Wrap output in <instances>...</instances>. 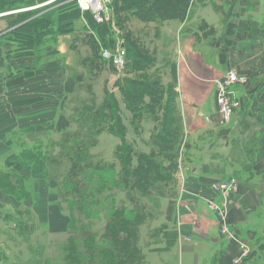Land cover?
Instances as JSON below:
<instances>
[{
  "label": "crops",
  "instance_id": "1",
  "mask_svg": "<svg viewBox=\"0 0 264 264\" xmlns=\"http://www.w3.org/2000/svg\"><path fill=\"white\" fill-rule=\"evenodd\" d=\"M138 23L153 26L147 27L152 34L148 36L160 42V51L168 59L164 78L173 85L178 125L188 146L185 156L182 155L184 162L187 159L196 163L205 150L208 153V148L217 157L208 158L210 161L202 168L201 174L206 178L197 185L198 191L192 188L196 194L187 193L179 198L183 208L191 210L189 214L184 212L182 227L195 235V230H199L200 240L193 244L194 248L209 247L213 259L224 248L222 259L229 262L237 255L238 244L232 239L218 238L205 197L212 184L235 179L239 187L233 201L237 205L231 207L225 223L241 242L262 236L264 0H190L183 20L173 19L157 28L154 24ZM206 25L208 29L203 34ZM8 32L6 16L0 13V159L12 151L14 138L22 131L25 134L20 139L25 145H32L52 133L54 125H61V130L69 125L62 109L74 83L59 62L48 61V51L34 59L17 56L12 45L4 42ZM56 51L64 56L68 46L61 43ZM229 69L238 70L246 84L238 89L243 97L238 120L224 124L217 111L214 85ZM246 153L251 154L252 163ZM37 188L38 204L48 207L49 192ZM213 259L207 264H213ZM216 264L224 263L217 260Z\"/></svg>",
  "mask_w": 264,
  "mask_h": 264
},
{
  "label": "rangeland",
  "instance_id": "2",
  "mask_svg": "<svg viewBox=\"0 0 264 264\" xmlns=\"http://www.w3.org/2000/svg\"><path fill=\"white\" fill-rule=\"evenodd\" d=\"M25 2L26 0H20L15 4L13 3L12 6L24 9ZM48 6L46 1H36L33 5V9L36 11H43L47 9ZM16 13V10H14L11 15H15ZM89 24H91V22L85 16L78 17L73 20L71 32L67 34H55L46 39L42 38L43 41L39 43L37 47L35 46L36 48L34 47L33 59L35 55L39 58L48 51L50 54V57L47 58L49 59L48 61L59 62L61 70L66 72L67 78H74L72 90L66 95L64 99L66 103L65 106H63L64 109H62L65 111L62 115L67 118L69 125L62 130L60 129L61 125H54V131L52 133H49L45 138L38 139L39 141H36L35 144L32 145H25L23 140L20 139V137L25 134V132L22 131L15 136V144L12 147V151L0 159V177L6 175L4 182L0 185V264H63V248L71 242V239L75 240L80 250H83V242L85 238L89 236H95L94 241L96 243L98 241L101 242L99 238L104 233L111 210L126 208L128 211H133L142 207L146 215L147 213L150 214L148 219L145 220V224L140 228L139 240L136 243V247L142 251L143 264H207L211 257L213 259V253L207 246L194 248L193 244L200 240V233L197 229L195 230L197 235L183 229V214L184 212L189 214L191 210L183 208L184 204L181 202V199L178 198V195L182 190L184 191L183 196L187 195V193L195 195L196 192H194L192 188L198 191L197 188L199 186L197 187V185L206 178L205 175L201 174L202 168L210 161L208 158L210 159V157H212L213 159L217 157L214 155L215 152H211L210 154V148H208V153L205 150V154H203L202 158L196 163L189 162L187 159H185L186 162H184L182 155L185 156V150L188 146L182 135H177L176 137L169 135V141L175 139L181 141L178 158L172 159L173 157H168L175 153L170 150H166L162 155L153 152L156 149V145L153 141L155 137L160 135L161 125H168L172 132L178 133V130H180L178 125L179 121H176L178 117L175 109V96L172 91L173 85L171 83L169 84L164 78L167 66L164 62L168 63V59L165 53H163L162 50L160 51V42L158 43L152 36H150V38L148 36L152 35L148 29L153 26L148 25L143 27L134 18H128L123 27L135 38L136 34L138 35V33H141L139 34V40L142 39L141 41L150 43V50L147 52V55L154 59L156 63L155 70H158V72L152 71L149 73L153 75H151V78L148 76H141L143 74L140 72L134 70L130 71V69H127V71L125 69L122 71V74H120L123 77L125 75L130 77L134 83L138 84H141L140 81L152 83V81L157 80L160 84L158 86L153 84L151 87L158 91L159 99L150 102L147 96L143 97L141 101H138L140 104H138L135 109V112L138 113V118L134 120L136 129H133L128 123L131 115L126 111L123 105L124 96H122L123 92L131 94L130 88L126 83H120L119 92L114 89V94L118 100L125 127L123 139L115 133L110 132L108 128L102 129V132L91 137L96 145L91 147L90 155L92 158L96 157L98 160L107 164L106 166H112V176L115 175L117 177L118 175V177H120L119 174L122 162L119 158L122 156L123 152L119 147H123L124 151L127 152V149L131 148L132 152L129 153V156L131 157L134 167H136L138 163L137 158L143 156L157 162L160 160L159 164L164 170L175 165L172 171V178H170L172 181L167 184L168 186L163 183L164 185L162 186L164 187L158 192L154 193L151 191L149 192L150 195L146 193L144 196L132 192L134 195L132 194V197H129L128 194L122 193L121 190L112 188L107 191L105 195H100L102 198L101 206H94L90 209L88 212L89 216L87 217L88 220L83 217L81 210H76L74 215L71 212L73 205L68 204V202L66 204V202L60 201L57 187L60 186L61 179L59 181L52 179L51 181L45 182L41 175H35L32 177V194H30L28 188L22 189V185L25 181L19 182V179L30 175L28 172L30 171L29 168L24 169L22 172V168L17 166L20 163L19 157L23 151L30 152L35 148L41 147L42 151H44L43 154H47L49 157L51 156L50 158L58 157L61 149L58 148V146H52L50 149H48V147L52 143H59L62 135L65 133L81 134V132H83V125L80 126V122L76 121L74 116L77 113V106L81 107L85 103L89 105L90 95L87 94L88 91L93 93L95 105L97 106L103 101L106 84L107 87L112 88L111 84L108 85V81L113 77H118L108 67V64L101 60V57L99 58L100 62L98 59L94 64L86 62V60L92 56L93 51L96 52L97 56L98 54L101 55L102 52V49L99 48V46L101 47L100 39L95 32L90 29ZM154 27L157 28L156 26ZM124 34L125 32L118 27L117 33L113 32V34H111L108 32L106 38L109 37L110 42L113 41L115 43L118 40L126 49ZM147 36L148 39H145ZM64 37L67 38L63 39ZM90 42L95 43H93L92 46ZM61 43L68 46V52L64 56L56 51ZM90 46L94 48V50H91ZM106 50H109V48ZM131 58V55H129L128 63L129 61H134V58ZM67 60L68 64H66ZM229 70H227L226 73ZM236 71L237 74H239L237 80H231L229 83L231 85L228 88L236 85L232 90L235 91L237 100L240 99L242 101L243 106V97L239 96L238 89L246 84V80L238 70ZM76 75L79 76L77 77ZM84 85H89V89L87 90ZM215 87L216 85H214V88ZM85 95L87 96L84 98ZM216 96L217 95H215V97ZM141 108H145V110L141 112ZM242 110L243 107L236 110L238 112L234 113L233 119L235 118L238 120V115ZM57 111L60 112L59 110ZM223 123L231 124L232 117L230 121H223ZM57 129H59V131H56ZM248 134L250 135V133ZM120 139L124 142L121 143ZM118 148L120 152H118ZM246 157L250 162L253 160L248 156V153H246ZM93 160L95 162V159ZM61 163H63L64 166L65 164L68 166L67 162ZM142 163L145 164L143 161ZM243 166L245 167V164ZM65 170L63 165H60V170L57 172L58 176H63ZM50 178H56V176L50 172ZM224 182L227 181H221L219 183ZM26 184L29 185V183ZM193 184L196 186L193 187ZM216 184L217 183L212 184L208 191ZM36 186L41 187L44 193L49 192V200L47 201L48 207L41 208V204H38L39 196ZM41 188L39 191L42 190ZM52 193L55 195L53 196ZM106 196H109V198H106ZM130 198H132V200ZM178 200L179 203L177 204ZM232 205L237 204L233 201ZM5 215L20 221L21 225L12 220L6 222L2 221V216ZM72 216L75 218V223H73ZM227 226L229 225L227 224ZM177 230H179L178 235L175 233ZM189 233V236H184ZM262 233V236L257 239L251 241L243 239V242L239 241L242 246L237 245V255L235 254V257H231L229 262L228 259L227 261L222 259L224 254V244H222L221 249H223L216 253L213 259L214 263L216 264V261L220 260V262L224 264H235V260L241 256V262L239 264H264V259L261 254V250H264V232ZM174 236L176 239H174ZM184 237L191 239V242H183ZM219 239L222 240L221 238ZM229 239L230 238L227 240ZM168 240H170V242H168ZM242 255L244 256L242 257ZM85 257L87 258L88 254ZM205 259L206 263L204 261Z\"/></svg>",
  "mask_w": 264,
  "mask_h": 264
},
{
  "label": "trees",
  "instance_id": "3",
  "mask_svg": "<svg viewBox=\"0 0 264 264\" xmlns=\"http://www.w3.org/2000/svg\"><path fill=\"white\" fill-rule=\"evenodd\" d=\"M19 1L20 0H0V13L21 9L12 6L13 3L15 4ZM36 1L39 0H26L24 9L32 7ZM57 4L58 3L48 6L47 9L43 11L34 10L6 16L7 29L9 32L5 34L3 39L4 42L12 45L14 53L17 56L34 55V47H37L43 39L50 36L52 37L55 34H67L71 32L73 20L83 16L91 22L92 25L89 24L90 29L95 32L100 39L101 47L99 46V48L112 49L115 42H110L109 37L106 38L108 32L113 34L110 26L97 25L93 21L90 13H81L77 9L75 0H61L59 4ZM189 4L190 0H113L112 9L115 25L125 32L124 43L126 44L127 59L129 55H131V59L134 58V61H129L125 67L126 71L127 69H130V71L134 70L143 74L141 76H148L149 78L153 76L149 73L152 71L158 72V70H155L156 63L154 59L147 55V52L150 50V43L141 41L142 39L139 40V34L141 33H138V35L136 34L135 38L123 27L128 18H134L142 24H154L158 27L173 19L183 20ZM207 29V25L204 26L203 34L206 33ZM156 31L157 29H155V32ZM145 39H148V36ZM90 43L92 45L95 42ZM90 49L94 50L91 46ZM99 58L100 55L98 54L97 56L96 52L93 51L92 56L88 58L86 62L94 64L97 62V59L100 62ZM164 63L165 65L168 64L167 62ZM109 68L113 71L111 66H109ZM126 74L128 75V73ZM120 83H126L130 88L131 94L122 93V96H124L123 105L126 111L131 115L128 122L129 125H131L133 129H136L134 120L138 118V113L135 112L136 106L140 104L138 101H141L143 97L147 96L150 102L157 101V99H159L158 91L151 86L153 84L158 86L160 83L155 80L152 81V83L140 81L141 84H138L134 83L130 77L125 75L115 82L114 88H116L118 92ZM84 87L87 90L89 89V85H84ZM172 91L175 96L173 86ZM87 94L90 95L89 105L85 103L81 107L77 106V113L74 116L75 120L80 122V126L83 125V132H81V134L65 133L62 135L59 143L50 144L48 149L52 148V146H58V148L61 149L58 157L50 158L51 156L49 157V155L43 154L44 151L39 147L30 152L23 151L19 157L20 163L17 165L22 168V172L27 168L30 170V175L28 177H21L19 179V182L25 181L22 185V189L28 188L30 194H32L31 187L33 186L32 177L35 175H41L45 182L51 181L52 179L57 181L61 179V184L57 187L60 201L66 202V204L68 202V204L73 205L71 212L74 215L76 210H81L86 220H88L87 217L89 216L88 212L90 209L94 206H101L102 198L100 195H105L110 189L117 188L121 190L122 193L128 194L129 197H132V192L135 194L139 193L143 196L146 193L150 195L149 192L153 191L156 193L164 187L162 185H167L172 181L170 178H172V171L175 168V165H173L167 168V170L165 169V171L159 164L160 160L157 162L144 156L137 158L138 163L136 167H134L131 157L129 156V153L132 152L131 148L127 149L126 147L128 150L127 152L124 151L123 147H119L124 154L119 158L122 162L119 174L120 177H118V175L117 177L115 175L112 176V166H106L107 164L98 160V158L91 157L90 149L96 145L91 137L102 132V129L108 128L110 132L115 133L123 139L125 127L119 103L115 94L111 93L106 87L103 101L97 106L95 105L93 93L88 91ZM86 96L87 95H85L84 98ZM83 100L85 101V99ZM144 110L145 108L140 109L141 112ZM176 121H179L178 118H176ZM178 131L179 134L176 132L174 133L170 130L168 125H161L160 135L155 137L153 141L156 145V149L153 152L162 155L166 150H170L175 153L168 157H173L172 159L178 158L181 141L176 139L169 141V135L175 137L177 135L184 136L181 130ZM123 142L124 141L121 140V143ZM119 148L117 149L118 152H120ZM250 155L251 154L248 153V156ZM93 159H95V162ZM167 159L170 160L169 158ZM142 161L145 162V164H143ZM61 162H67L68 166H66V164L64 166ZM60 165H63L66 169L61 177H59L57 173L58 170H60ZM50 172L53 173L56 178H50ZM5 178L6 175L0 177V185H2ZM26 183H29V185ZM52 195L54 196L55 194L52 193ZM106 198H109V196H106ZM130 199L132 200V198ZM149 216L150 214L147 213L146 215L143 207L133 211H128L126 208L111 210L104 233L99 238L101 242L98 241L96 243L94 241L95 236H89L85 238L83 242V250H80L75 240L71 239V242L63 248V264H143L142 251L136 247V243L139 240L140 228L145 224V220L148 219ZM11 220L21 225L20 221L12 219L11 216H2V221L4 222ZM72 220L73 223H75V218L73 216ZM174 239H176L175 236ZM168 242H170V240H168ZM87 254L88 257L86 258L85 256ZM261 254L264 259V250H261Z\"/></svg>",
  "mask_w": 264,
  "mask_h": 264
},
{
  "label": "built area",
  "instance_id": "4",
  "mask_svg": "<svg viewBox=\"0 0 264 264\" xmlns=\"http://www.w3.org/2000/svg\"><path fill=\"white\" fill-rule=\"evenodd\" d=\"M39 1H46L47 4L51 6L56 3L59 4L61 0ZM112 3L113 0H75V5L81 13H90L93 21L97 25H108L111 27L113 32L117 33V27H115L114 25ZM33 8L34 7L32 6L29 8L21 9L20 11L17 10V13L34 11ZM12 12L13 11L4 12V16L11 15ZM100 57L101 60L108 64V67L111 66L113 68L114 74L118 76H115L116 78L113 77L110 81H108V85L111 84L112 88L107 87L106 84V88L111 93H114V89H116L114 88L115 82L119 78L123 77L121 75L122 71H124L125 67L128 64L126 49L123 47L122 43L117 40L111 50L102 49ZM238 75L239 74H237L236 70L230 69L221 78L220 81L215 83L217 87H215L217 95L215 97V103L217 111L222 118V121H230L231 117L233 119L234 113L238 112L236 110H239L240 107H243L242 101L240 99L237 100V96H235V91L232 90V88L236 85L228 88L231 85L229 84L231 80L236 81ZM238 187V182L235 179H230L224 183H217L209 190L208 196L205 197V202L208 212L212 215L213 219L215 220L217 236L221 239L230 238L239 246H242L239 240L234 237V234L230 229V225L227 226V224L225 223V219L229 214L231 207L233 206V198L238 190ZM183 192L184 191L182 190L179 193L178 198L183 197ZM179 230L175 231L177 235ZM183 242L190 243L191 239L184 237ZM243 256L244 255H242V257ZM240 257L235 260V264H239L241 262Z\"/></svg>",
  "mask_w": 264,
  "mask_h": 264
}]
</instances>
